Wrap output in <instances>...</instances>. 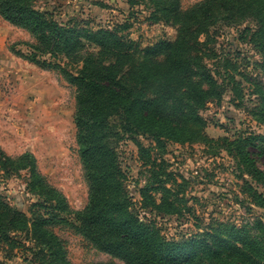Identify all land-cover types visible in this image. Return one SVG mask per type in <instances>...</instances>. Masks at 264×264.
Returning a JSON list of instances; mask_svg holds the SVG:
<instances>
[{
	"label": "trees",
	"instance_id": "16d2710c",
	"mask_svg": "<svg viewBox=\"0 0 264 264\" xmlns=\"http://www.w3.org/2000/svg\"><path fill=\"white\" fill-rule=\"evenodd\" d=\"M34 1L0 0V15L36 39L29 52L16 50L17 55L59 70L76 88L74 121L89 195L83 209H72L64 193L41 174L32 151L11 156L0 148V169L8 174L28 171L26 190L37 196L25 211L0 193V247L8 256V251H29L36 264H73L52 229L55 222H64L125 264H264L262 226L260 234H252L247 226L220 223L191 236L167 237L155 220L134 208L118 152L121 142L131 139L150 163L152 148L143 146L140 135L162 148L166 141L218 142L206 134L202 115L210 102L223 96L218 65L228 67L229 60L217 53L218 30L254 21L255 27H245V39L260 53L258 66L264 74V0H201L186 9L181 0H149L153 21H163L176 33L146 46L125 33L128 22L105 27L59 21ZM229 80L237 82L235 76ZM251 82L256 102L250 112L264 124V79ZM221 141L264 187V171L248 150L252 145L264 156V134ZM165 176L159 173L138 188L141 207L191 215L183 187ZM248 185L253 201L264 208V193Z\"/></svg>",
	"mask_w": 264,
	"mask_h": 264
},
{
	"label": "rangeland",
	"instance_id": "374dc122",
	"mask_svg": "<svg viewBox=\"0 0 264 264\" xmlns=\"http://www.w3.org/2000/svg\"><path fill=\"white\" fill-rule=\"evenodd\" d=\"M131 1L35 0L34 4L64 22L76 19L105 27L128 22L131 27L125 33L143 46L175 36V28L163 21H153L149 0H136V4ZM199 1L181 0V4L186 9ZM247 26L255 27V22L247 20L218 30L217 53L229 60L228 67L218 65L223 96L202 111L207 122L206 134L218 142L166 141L162 148L149 136H137L144 147L152 148L150 163L133 140L126 138L119 146L134 208L143 218L155 220L169 238L191 236L220 223L247 226L252 234H260V226L264 229V208L247 191L248 184L262 193L264 187L247 174L238 157L221 141L264 134V124L250 112L256 102L251 80L264 79V74L258 66L262 60L260 53L245 39ZM34 43L36 39L28 30L0 15V148L11 156L32 151L45 179L64 193L72 209L80 210L87 204L89 186L78 153L76 88L59 70L41 68L16 54V50L29 52ZM231 76H235L236 83L229 80ZM248 150L264 171V156L256 154L252 145ZM163 172L165 178H176L183 187L181 194L191 215L178 217L141 207L138 188ZM27 178L28 171L8 174L0 169V193L25 211L37 201V196L26 190ZM52 229L62 239L67 258L73 264H125L97 248L70 224L55 222ZM8 253L12 255L8 256L5 248L0 247V264H36L29 251L17 249Z\"/></svg>",
	"mask_w": 264,
	"mask_h": 264
}]
</instances>
